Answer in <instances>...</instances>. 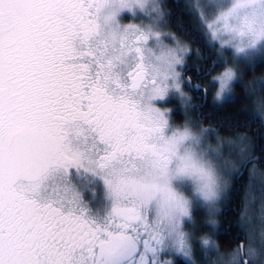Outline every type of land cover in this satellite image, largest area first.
Masks as SVG:
<instances>
[{
  "label": "snow or ice",
  "instance_id": "6c2138e0",
  "mask_svg": "<svg viewBox=\"0 0 264 264\" xmlns=\"http://www.w3.org/2000/svg\"><path fill=\"white\" fill-rule=\"evenodd\" d=\"M193 9L218 50L252 63L264 0ZM165 23L155 0H0V264H195L196 214L215 229L229 178L254 161L171 123L162 105L201 85ZM253 195L264 203V184ZM227 264H264V240Z\"/></svg>",
  "mask_w": 264,
  "mask_h": 264
},
{
  "label": "trees",
  "instance_id": "16d2710c",
  "mask_svg": "<svg viewBox=\"0 0 264 264\" xmlns=\"http://www.w3.org/2000/svg\"><path fill=\"white\" fill-rule=\"evenodd\" d=\"M165 13L166 27L170 32L178 36L181 41L189 43L192 53L187 57L189 68L185 70V76L191 77L192 84L199 83L201 90L185 87L187 96L191 97L189 119L201 128H212V137L221 140H238L244 138L251 147L250 157L257 161L248 163L242 174L231 180L227 197L218 215V233L213 236L218 251L221 254H229L245 242V234L239 226V218L245 209V193L248 186L247 171L255 168L258 173H264V123L255 114L257 103L264 101V89H250L249 85L264 83V55L261 60L247 69L243 74L240 84L234 85L232 98L223 103H213L211 100L212 74L218 72L221 67L214 64L215 53L202 40V37L194 25L193 17L183 0H165L162 6ZM168 30V31H169ZM199 50V55L197 54ZM213 63V66L211 65ZM199 67V71H197ZM207 88L206 96L203 89ZM186 115H174L176 123L185 119ZM248 151V153H249ZM177 264L185 262L177 260Z\"/></svg>",
  "mask_w": 264,
  "mask_h": 264
},
{
  "label": "rangeland",
  "instance_id": "374dc122",
  "mask_svg": "<svg viewBox=\"0 0 264 264\" xmlns=\"http://www.w3.org/2000/svg\"><path fill=\"white\" fill-rule=\"evenodd\" d=\"M164 1L165 0H159L161 5L164 3ZM183 2H184V5L189 8V11H190V13L194 19L193 20L194 25L198 29V31L202 37V40L205 42V44L209 48V51L215 53V57H214L215 60L214 61H216V64L219 65L221 68H223L224 64L222 63V61L226 60L228 62V64L234 63L231 50L230 49H219L218 50L217 42L213 41L211 39L210 35L207 34L205 28L201 24V21H200L198 15L196 14V12L193 9V5L197 2V0H183ZM128 18H129V13L124 12L122 14V19L124 20L125 23L131 22ZM162 30L169 33V34H172L170 32V30L167 29L166 23L164 24ZM174 36L176 37V42H175L176 45H180V46H183L184 48L190 49V51H188L185 55V60H187V57L189 56V54L192 53V50H191L189 43L181 41V39L176 35H174ZM167 42L173 43V41H171V40H169ZM250 55L255 57L251 64L245 65L242 63H236V66H237L238 72H239V78L236 81V83L240 84L241 86L243 84L241 82V79H242L245 71L247 69H249L250 67H252L259 60L262 59V57L264 55V41L259 42V44L256 46V49H253L250 51ZM240 59L243 60L245 58L240 57ZM211 84H212L211 85V88H212L211 89V93H212L211 100L213 103H216L213 99L214 91L216 88L215 81L212 80ZM249 88L250 89L255 88L258 90L261 87H260V85H258V86L249 85ZM231 98H232V94L227 96L221 103H223V102H225ZM173 99L180 101L177 98H173ZM216 104H219V103H216ZM258 104L259 103L255 104V105L257 106ZM181 108H182L183 113L187 115L186 120L193 126V128L196 130L201 129V128L196 126V123L193 122L192 119H189L190 118V116L188 114L189 113V106H187L186 104H183V106H181ZM255 114L257 116H259L256 109H255ZM183 121L185 122V120H183ZM262 121L264 123V119H262ZM218 140H221V139L219 137H217V138L212 137L213 146L216 145ZM222 141L228 142L231 140H222ZM234 142H236L237 144H241V142H242V146H246V149H247L246 154L250 156L249 150L251 149V147L245 141L244 138H239L238 140H234ZM248 151H249V153H248ZM237 152H238V149H235L233 151L232 160L234 163H237V165H238V161H239L240 157L236 154ZM224 154L226 156L229 155L227 149H225ZM246 178H248L249 184L247 186V190L245 193V209L239 218V226L243 225L246 229L243 231L245 234V242L243 244L244 247L247 248L249 246V243H251L252 247L259 248L261 241L264 240V203H262L259 195L254 196L253 193L258 192L261 188V185L264 184V173L261 174V173L256 172L255 168L253 167V168H250L249 171H247ZM231 180H232V178H229V185L231 183ZM227 192H228V190H227ZM227 192H226L222 202H220L218 204L219 211L213 217L217 221V224H218V215L220 214L221 208L224 205V201L227 197ZM206 220H207V216L203 210L198 212L195 216L196 224L198 226H200L199 230H197L195 232L194 237H193L195 264H227V262L231 259L232 254L235 252V250L229 254H221V253H219L218 247H217L216 251L208 252L207 250L203 249L199 244V238L202 235H209L214 240L213 236L215 234H217L219 231V230H217L218 225H216L215 229H213L212 226L205 223ZM249 221H251L250 229L248 228ZM178 260L185 262L182 258L178 259Z\"/></svg>",
  "mask_w": 264,
  "mask_h": 264
},
{
  "label": "clouds",
  "instance_id": "9594fccd",
  "mask_svg": "<svg viewBox=\"0 0 264 264\" xmlns=\"http://www.w3.org/2000/svg\"><path fill=\"white\" fill-rule=\"evenodd\" d=\"M156 3H159V0H155ZM231 45H226V47H230ZM184 49L183 46L177 45L178 54L185 55L186 53H182L179 50ZM240 59L237 56V61ZM237 62L226 64L223 68H221L218 72L213 73L211 79L215 81L216 88L214 91L213 99L216 103H221L227 96L231 95L234 92V85L239 78L238 68L236 66ZM189 97L186 96L184 99L177 97L178 100L182 102V106L185 100ZM256 110L261 119H264V102L259 103L256 106ZM179 131L188 130L192 133L193 136H198L199 133L195 130H192L187 124L177 125ZM224 182L227 181V177H224Z\"/></svg>",
  "mask_w": 264,
  "mask_h": 264
},
{
  "label": "flooded vegetation",
  "instance_id": "af4514ba",
  "mask_svg": "<svg viewBox=\"0 0 264 264\" xmlns=\"http://www.w3.org/2000/svg\"><path fill=\"white\" fill-rule=\"evenodd\" d=\"M186 65H187V61H186V64H185V67H184V70H183V74H184L185 79H187V77L185 76V73L184 72H185V70L187 71L188 68H189ZM211 65L213 66V63ZM183 104H185V102ZM181 106H182V102L181 101L174 100V99H170L166 104H163L162 105V107H166V108H171L172 109V112H171V123L173 124V126L182 125L183 122H184L183 120L186 121V118H185V119L181 120V122L179 124V123H176L174 121V119H173V116L174 115H178V114L186 115V114L183 113ZM197 127L201 128V126H197ZM254 161H257V158H254Z\"/></svg>",
  "mask_w": 264,
  "mask_h": 264
},
{
  "label": "water",
  "instance_id": "95a60500",
  "mask_svg": "<svg viewBox=\"0 0 264 264\" xmlns=\"http://www.w3.org/2000/svg\"><path fill=\"white\" fill-rule=\"evenodd\" d=\"M240 245H241V244H240ZM240 245H239V246H240Z\"/></svg>",
  "mask_w": 264,
  "mask_h": 264
}]
</instances>
